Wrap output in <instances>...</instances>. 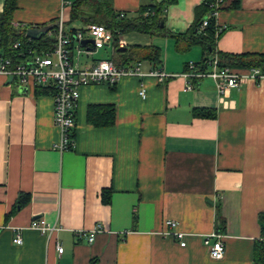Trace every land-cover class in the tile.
I'll list each match as a JSON object with an SVG mask.
<instances>
[{
	"label": "crops",
	"instance_id": "obj_1",
	"mask_svg": "<svg viewBox=\"0 0 264 264\" xmlns=\"http://www.w3.org/2000/svg\"><path fill=\"white\" fill-rule=\"evenodd\" d=\"M77 1L18 0L14 25L42 28L63 17L71 33L93 24L89 17L101 18V9L136 19L142 6L164 0H87L83 19L72 23ZM205 1L178 0L165 10L163 28L189 32ZM5 4L0 0V13ZM217 26V52L264 54V0L227 5ZM119 43L126 51L161 48V71L172 78L161 82L144 61L142 78L83 88L68 150L55 147L60 131L52 92L39 95L35 86L9 84L0 75V264H254L264 213V82L220 99L212 79L184 77L190 62L204 60L202 47L179 53L174 39L140 33L120 35ZM113 48L103 50L113 56ZM75 49L81 67L108 60L103 50L78 56ZM93 106L113 107L114 124L89 123ZM22 195L30 200L20 206ZM169 220L178 222L186 247L165 234ZM35 221L55 230L43 235L31 229ZM97 226L102 231L93 244L78 239ZM17 233L21 246L14 243ZM213 233L226 245L221 260L212 259L204 243Z\"/></svg>",
	"mask_w": 264,
	"mask_h": 264
},
{
	"label": "built area",
	"instance_id": "obj_2",
	"mask_svg": "<svg viewBox=\"0 0 264 264\" xmlns=\"http://www.w3.org/2000/svg\"><path fill=\"white\" fill-rule=\"evenodd\" d=\"M224 5V0H215L211 3L213 9L212 14L207 17L202 25V29L207 28L208 21L214 18L217 23V16ZM149 14L146 13L145 16ZM121 19L126 18L125 13L119 14ZM16 27H23L16 24ZM218 27V26H217ZM25 28V27H23ZM219 31V30H218ZM54 36L56 43L55 48L41 53L29 51L21 52L18 55L24 58L17 61L15 57H5L0 55V75L6 77H14L19 86L52 89L54 98V123L60 131V141L56 144V148L68 150L74 145V132L77 126L76 108L81 97L83 88L94 86H117L126 77L145 76L140 64L122 67L116 65L112 60H100L93 66L81 67L74 62L71 54L72 46H76L78 56L86 54L94 56L98 51L112 46L114 43V31L108 29L101 24H90L85 29L77 31L72 35L67 31L63 17L57 23L54 32L49 33ZM91 40L92 43L88 47L82 45L83 41ZM21 44L15 43L14 50H19ZM202 64V67L200 66ZM206 67L204 71L203 68ZM161 82H165L172 78L161 70H155L151 73ZM187 80H201L210 78L216 84L217 93L220 99L228 97L231 91L241 89L245 84L254 82L260 85L264 82V72L261 68H253L247 71H235L228 67L219 65V57L217 54L210 56L206 64L190 62L188 71L184 74ZM195 85L188 84V89L193 90ZM142 98H146V91L143 89L140 93ZM167 236H172L180 242L182 247H186L185 234L179 232V224L176 221H167ZM31 229L36 230L43 235H51L55 228L50 227L43 221H35L31 225ZM100 226L92 231L80 232L78 239L86 240L87 243L93 244L96 234L101 232ZM14 243L18 246L23 245V238L17 233ZM205 246L209 250L210 257L214 260H221L226 253V245L222 235L213 233L205 238ZM58 253H64V248L57 243Z\"/></svg>",
	"mask_w": 264,
	"mask_h": 264
},
{
	"label": "trees",
	"instance_id": "obj_3",
	"mask_svg": "<svg viewBox=\"0 0 264 264\" xmlns=\"http://www.w3.org/2000/svg\"><path fill=\"white\" fill-rule=\"evenodd\" d=\"M17 1L18 0H6L5 9L0 13V53L5 57H15L17 61H20L24 59L18 57L21 52L27 53L29 51H35L41 53L43 51L53 50L56 40L54 36L49 35L50 32L40 40H33L27 37V28L16 27L14 25V13ZM214 1L215 0H206L196 8L195 24L193 28L185 34H174L162 27L165 10L169 6L176 4L178 0H164L162 3L153 1L150 5L142 6V16L136 19H121L115 13H107L106 15L101 9V11L98 12L102 15L101 18L95 16L89 17L88 23L101 24L114 31V54L112 56V61L118 66L128 67L148 61L152 64L154 70H161L163 65V52L162 49L157 46H133L125 52L120 51V35L140 33L151 37L174 39L176 41V50L179 53H187L193 47L200 46L205 52L204 60L201 62L204 64H206L210 56L217 54L221 67H228L235 71H247L253 68H261L264 72V54L233 55L216 51L217 36L219 37L221 35H218L216 20L214 18L209 19L207 28L202 29L204 20L213 12L211 3ZM86 5L87 0H79L74 4L71 12L72 23L83 19L82 8ZM227 5L232 9H239L241 0H224L222 9ZM146 13L149 15L145 16ZM43 27H52L51 32H54L57 28V23H53L49 26H42V28ZM76 33V30L71 32L72 35ZM17 42L21 44V47L19 50H14L13 46ZM200 66L202 67V64H200ZM203 70L205 71L206 67H204ZM51 92H53L52 89L36 88V93L39 95ZM88 122L97 127L112 126L115 122V109L110 106L90 107L88 111ZM29 200L30 197L28 195H22L18 204L22 206V204L27 203ZM103 200L105 203L107 202L105 196ZM259 222L264 226V213L259 215ZM254 264H264V227L262 228V239L255 243Z\"/></svg>",
	"mask_w": 264,
	"mask_h": 264
},
{
	"label": "water",
	"instance_id": "obj_4",
	"mask_svg": "<svg viewBox=\"0 0 264 264\" xmlns=\"http://www.w3.org/2000/svg\"><path fill=\"white\" fill-rule=\"evenodd\" d=\"M164 25L165 24L162 23V27H164ZM51 31H52V27L29 28L27 30V37L30 39H33V40H40L43 36L47 35ZM90 43H92L91 40H85V41H83L82 45L87 48ZM120 51H126V48H121ZM13 82H14V77L13 76L9 77L8 83L11 84ZM261 226H262V228L264 227L263 225H261Z\"/></svg>",
	"mask_w": 264,
	"mask_h": 264
},
{
	"label": "rangeland",
	"instance_id": "obj_5",
	"mask_svg": "<svg viewBox=\"0 0 264 264\" xmlns=\"http://www.w3.org/2000/svg\"><path fill=\"white\" fill-rule=\"evenodd\" d=\"M100 55L103 56L104 58H107L108 60H111V58H112V51L109 50V52L106 53V51L103 50V51H101V54Z\"/></svg>",
	"mask_w": 264,
	"mask_h": 264
}]
</instances>
